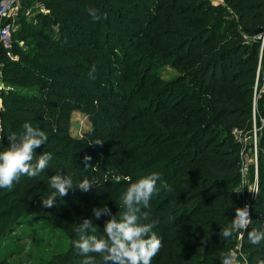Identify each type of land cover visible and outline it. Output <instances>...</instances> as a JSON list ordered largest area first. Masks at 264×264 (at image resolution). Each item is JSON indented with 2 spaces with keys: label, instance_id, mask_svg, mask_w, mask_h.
<instances>
[{
  "label": "trees",
  "instance_id": "16d2710c",
  "mask_svg": "<svg viewBox=\"0 0 264 264\" xmlns=\"http://www.w3.org/2000/svg\"><path fill=\"white\" fill-rule=\"evenodd\" d=\"M39 1L45 10L34 18L42 26L28 24L29 49L19 46L25 26L14 47L0 43V71L8 84L0 90V151L10 145L9 133L20 134L29 122L48 136L36 154L51 153L52 160L27 179L49 185L55 174L71 175L74 183L88 178L97 183L89 192L106 195L126 182L124 169L128 183L159 172L158 186L167 182L173 191L154 194L150 209L140 206L149 214L142 223L156 221L153 231L162 241L153 264H222L238 245L248 264L264 259V242L252 245L247 238L251 228L264 226V129L257 193L249 198L252 224L242 236H219L244 201L242 142L233 129L248 130L252 123L254 38L263 30L264 0ZM90 7L100 21L92 20ZM160 64L178 74L153 88L159 100L149 110L137 99L144 87L135 92L131 78L154 76ZM101 65L116 75V86L109 76H97ZM74 111L91 122L81 136L72 133ZM163 136L172 139L170 146ZM85 156L91 157L87 169Z\"/></svg>",
  "mask_w": 264,
  "mask_h": 264
},
{
  "label": "rangeland",
  "instance_id": "374dc122",
  "mask_svg": "<svg viewBox=\"0 0 264 264\" xmlns=\"http://www.w3.org/2000/svg\"><path fill=\"white\" fill-rule=\"evenodd\" d=\"M17 7V14L13 19V39L10 48L14 47L17 42L18 36L16 34L21 26H25L23 33L19 34L21 37L19 46L23 50H28L29 45L33 43V37L28 33V24L31 23L33 26L41 27L42 25L34 18V15L45 9L39 0H20ZM90 45H92L90 47L92 51L98 52L95 43ZM87 60L89 61V59ZM87 60L84 61L85 64H87ZM101 74H104L105 78L108 76L111 78L108 81L112 83L113 87L117 85L116 75L105 71L102 65L97 69V76ZM177 74V70L171 65L160 64L156 67L154 76L147 75L145 78L141 74L133 75L132 80L135 81L133 77H136V83H132L135 92L139 90L140 86L144 87V91L137 96L142 107L154 110L157 105L155 100L158 99L159 94H156L153 88L159 86L161 80H174ZM7 87L8 84L5 83L0 71V90L2 88L7 89ZM182 89L186 91L187 84H183ZM188 93H191V91H188ZM263 106L264 97L259 104V111ZM90 123V119L85 112L74 111L71 116L73 135L81 136L90 127ZM248 139H250L249 136H247ZM162 140L166 142V146H170L172 139L163 136ZM257 151L259 159V152L261 151L259 146ZM254 154L253 147L248 154L249 167L246 175L249 176L246 179L247 182L252 181V179L255 180L256 164ZM124 156H127V153H124ZM124 173H127L126 182L119 186H111L106 195L100 192H83L75 187L69 190L67 196L57 197L55 205L51 208L42 207L40 200L53 190L48 184L45 185L37 179H27L22 176L19 182L13 183L11 189L0 188V207L4 208L3 211H0V264H81L84 257L72 244V241L78 238L75 230L84 219H90L94 229L89 230L88 234L103 235L105 222L110 217L101 215L97 219L93 209L107 206L111 209L113 215H117V219L120 218L119 212L122 210L120 208V197L129 185V177L127 176L130 172L124 169ZM150 173L151 171H148V174ZM76 184L73 182L74 186ZM5 224L7 227L2 229ZM90 255L95 257L96 264H102L101 256L97 254ZM161 262L163 263L164 260ZM151 263H154L153 259ZM168 264L174 263L170 262Z\"/></svg>",
  "mask_w": 264,
  "mask_h": 264
},
{
  "label": "clouds",
  "instance_id": "9594fccd",
  "mask_svg": "<svg viewBox=\"0 0 264 264\" xmlns=\"http://www.w3.org/2000/svg\"><path fill=\"white\" fill-rule=\"evenodd\" d=\"M89 15L94 22L102 19L99 11L95 8L88 9ZM106 14L103 19H106ZM95 65H93L89 77L95 78ZM3 136H0L2 140ZM10 145L0 151V188L11 189L14 182H19L22 176L29 178L37 177L49 167L52 154L42 152L36 154V149L45 145L48 136L38 127L31 123L23 124V131L20 134L10 132L8 135ZM97 141L95 144H102ZM91 157L85 156V168H88L87 161ZM161 174L153 171L144 175L135 182H130L126 191L120 197L119 219L113 215L107 206L93 209L97 219L101 215L110 217L104 225L103 235L88 234L94 229L90 219H84L76 228L77 239L72 241L73 247L84 257L81 264H96L95 257L90 254H97L102 257V264H151L152 259L159 253L162 241L157 233L153 231L157 222L142 223L149 218L148 212L141 211L150 209V202L154 194L158 195L161 189L172 192L173 186L167 182H160ZM49 186L53 190L50 194L42 197V207L51 208L55 205L57 197L67 196L70 189L78 187L83 192L91 190L97 185L95 180L83 178L75 186L71 175L55 174L49 178ZM252 224L249 207H237L235 216L231 223L222 226L219 236L225 240L233 237L234 234L243 235ZM247 238L252 245H260L264 242V226L251 228L247 231ZM242 255V253H241ZM237 252L229 250L222 258V264H237ZM244 264H248L247 260ZM258 264H264V259H258Z\"/></svg>",
  "mask_w": 264,
  "mask_h": 264
},
{
  "label": "built area",
  "instance_id": "2783aa9c",
  "mask_svg": "<svg viewBox=\"0 0 264 264\" xmlns=\"http://www.w3.org/2000/svg\"><path fill=\"white\" fill-rule=\"evenodd\" d=\"M20 0H0V43L6 48L11 47L13 39V19L17 14V4ZM11 16V18H10ZM259 42V52H258V64L256 67V76L255 83L253 87V96H252V120L251 127L248 130H241L234 128L233 132L235 133L236 138L242 142L241 156L243 159L242 164V176L243 181L240 184V192L244 195V201L242 207L248 206L250 212V203L249 198L254 197L257 193V159H258V141L260 139V134L264 129V116L259 111V100L264 94V26L263 30L254 38ZM247 136L250 139L247 140ZM245 146V147H244ZM247 147V151H246ZM254 147L255 154L254 160L256 164L255 175L253 181L249 184H246V173L249 167L248 154L251 152ZM251 214V212H250ZM240 245L232 249L237 252V264H244V261L247 260L245 255L241 252ZM242 253V255H241Z\"/></svg>",
  "mask_w": 264,
  "mask_h": 264
}]
</instances>
